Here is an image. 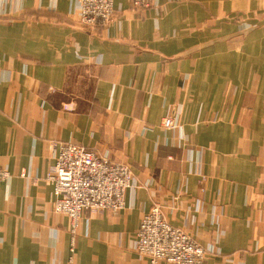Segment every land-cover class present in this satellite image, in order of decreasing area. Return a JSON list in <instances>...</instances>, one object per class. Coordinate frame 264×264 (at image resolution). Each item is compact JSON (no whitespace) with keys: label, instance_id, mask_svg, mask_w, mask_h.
Masks as SVG:
<instances>
[{"label":"crops","instance_id":"1","mask_svg":"<svg viewBox=\"0 0 264 264\" xmlns=\"http://www.w3.org/2000/svg\"><path fill=\"white\" fill-rule=\"evenodd\" d=\"M150 2L0 0V264H146L154 203L202 264H264V0ZM60 143L130 165L127 206L55 212Z\"/></svg>","mask_w":264,"mask_h":264},{"label":"built area","instance_id":"2","mask_svg":"<svg viewBox=\"0 0 264 264\" xmlns=\"http://www.w3.org/2000/svg\"><path fill=\"white\" fill-rule=\"evenodd\" d=\"M115 0H79V24L87 29L109 22ZM136 8L150 7V0H130ZM11 176L0 166V185ZM55 194L54 210L69 216L74 228L82 213L122 210L127 206L126 192L133 187L130 165L111 160L84 146L60 143L55 163L47 174ZM138 252L146 264L166 261L172 264H202L206 249L182 228L166 219L159 203L143 216L137 230ZM75 248L72 244L71 251ZM68 264H77L71 254Z\"/></svg>","mask_w":264,"mask_h":264},{"label":"rangeland","instance_id":"3","mask_svg":"<svg viewBox=\"0 0 264 264\" xmlns=\"http://www.w3.org/2000/svg\"><path fill=\"white\" fill-rule=\"evenodd\" d=\"M239 21V20H238Z\"/></svg>","mask_w":264,"mask_h":264}]
</instances>
